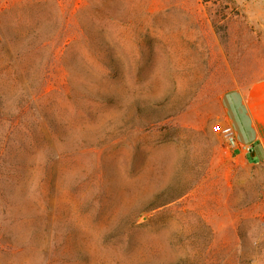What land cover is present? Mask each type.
<instances>
[{
  "label": "rangeland",
  "instance_id": "rangeland-1",
  "mask_svg": "<svg viewBox=\"0 0 264 264\" xmlns=\"http://www.w3.org/2000/svg\"><path fill=\"white\" fill-rule=\"evenodd\" d=\"M261 78L264 0H0V264H264Z\"/></svg>",
  "mask_w": 264,
  "mask_h": 264
},
{
  "label": "crops",
  "instance_id": "crops-1",
  "mask_svg": "<svg viewBox=\"0 0 264 264\" xmlns=\"http://www.w3.org/2000/svg\"><path fill=\"white\" fill-rule=\"evenodd\" d=\"M219 106V123L232 127L237 140L234 157L249 164H264V78L223 92Z\"/></svg>",
  "mask_w": 264,
  "mask_h": 264
},
{
  "label": "built area",
  "instance_id": "built-area-1",
  "mask_svg": "<svg viewBox=\"0 0 264 264\" xmlns=\"http://www.w3.org/2000/svg\"><path fill=\"white\" fill-rule=\"evenodd\" d=\"M214 129L223 138L227 152L233 155L238 144L232 127L218 123Z\"/></svg>",
  "mask_w": 264,
  "mask_h": 264
}]
</instances>
